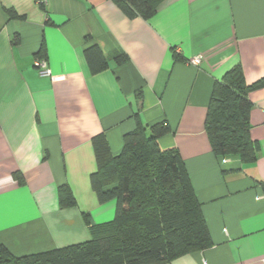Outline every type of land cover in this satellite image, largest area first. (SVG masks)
<instances>
[{"label":"crops","instance_id":"1","mask_svg":"<svg viewBox=\"0 0 264 264\" xmlns=\"http://www.w3.org/2000/svg\"><path fill=\"white\" fill-rule=\"evenodd\" d=\"M92 45L106 68L92 70ZM237 63L247 84L264 76V0H163L149 18L113 0H0V243L24 256L89 240L85 215L114 213L90 184L93 138L115 155L137 121H166L158 143L183 159L212 240L166 264H264V86L248 93L254 161L216 157L204 128L214 82ZM61 184L75 206H59Z\"/></svg>","mask_w":264,"mask_h":264},{"label":"trees","instance_id":"2","mask_svg":"<svg viewBox=\"0 0 264 264\" xmlns=\"http://www.w3.org/2000/svg\"><path fill=\"white\" fill-rule=\"evenodd\" d=\"M113 1L128 18H149L163 0ZM7 12L15 15L12 10ZM85 54L92 70L108 66L106 56L95 45L86 48ZM174 58L181 59L176 53ZM114 59L122 62L127 58L119 52ZM262 86L264 76L247 84L238 63L214 82L204 128L216 157L237 156L241 162L256 159L259 145L249 134L248 93ZM169 131L166 121L149 126L137 121L123 135L121 151L115 155L104 135L95 136L97 165L90 184L100 204L114 203L113 217L93 224L86 214L89 240L45 252L15 256L0 243V264H166L210 247L201 203L184 161L175 148H161L158 143ZM13 175L22 182L19 172ZM57 194L60 207L76 205L67 184H61Z\"/></svg>","mask_w":264,"mask_h":264},{"label":"built area","instance_id":"3","mask_svg":"<svg viewBox=\"0 0 264 264\" xmlns=\"http://www.w3.org/2000/svg\"><path fill=\"white\" fill-rule=\"evenodd\" d=\"M47 0H36V3L40 6H44ZM189 64L198 66L201 62L200 56H193L187 61ZM35 67L38 69V73L42 76L49 75L50 71L47 68L46 62L43 59H36L34 62Z\"/></svg>","mask_w":264,"mask_h":264},{"label":"rangeland","instance_id":"4","mask_svg":"<svg viewBox=\"0 0 264 264\" xmlns=\"http://www.w3.org/2000/svg\"><path fill=\"white\" fill-rule=\"evenodd\" d=\"M112 217H113V216H112ZM112 217H111V218H112Z\"/></svg>","mask_w":264,"mask_h":264}]
</instances>
